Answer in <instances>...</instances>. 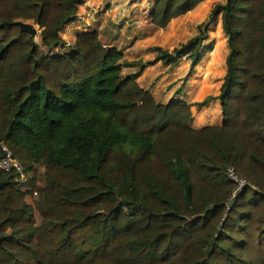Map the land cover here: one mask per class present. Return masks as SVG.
Here are the masks:
<instances>
[{"label": "trees", "instance_id": "16d2710c", "mask_svg": "<svg viewBox=\"0 0 264 264\" xmlns=\"http://www.w3.org/2000/svg\"><path fill=\"white\" fill-rule=\"evenodd\" d=\"M200 1L157 0L154 24ZM227 1L224 121L195 129L190 105L156 104L98 33L47 56L16 25H38L53 50L82 0H0V160L7 145L27 175L54 171L35 187L34 228L22 186L36 178L0 170V264H264V0ZM205 40L149 64L197 66Z\"/></svg>", "mask_w": 264, "mask_h": 264}, {"label": "rangeland", "instance_id": "374dc122", "mask_svg": "<svg viewBox=\"0 0 264 264\" xmlns=\"http://www.w3.org/2000/svg\"><path fill=\"white\" fill-rule=\"evenodd\" d=\"M157 0H82L76 18L62 31V44L47 50L41 42V29L35 43L47 56H61L76 49L79 36L98 33L100 42L109 49L119 50L125 62L136 63L133 68H124V77H133L139 86L147 91L154 102L168 106L176 102L190 105L195 129L222 125L224 113L218 99L227 74L229 54L228 37L222 30L220 7L227 0H202L188 14L172 19L165 28L154 24L152 11ZM33 24V22H30ZM205 37L203 57L197 66L190 58H182L174 64L156 60L161 48L177 57L176 51L195 38ZM34 173L26 174L22 183L36 178L35 186L24 185V192L34 191L26 196V202L34 210L38 227L40 216L35 204L40 194L35 187L44 189L47 179L54 175L43 165H34Z\"/></svg>", "mask_w": 264, "mask_h": 264}, {"label": "built area", "instance_id": "2783aa9c", "mask_svg": "<svg viewBox=\"0 0 264 264\" xmlns=\"http://www.w3.org/2000/svg\"><path fill=\"white\" fill-rule=\"evenodd\" d=\"M3 157L0 160V170L10 173L15 172L18 175L19 181H24L26 178V172L22 164L14 157L13 152L7 145L2 146ZM228 176L231 181L238 185L236 193L240 192L244 187H246V181L239 178L233 168L228 171Z\"/></svg>", "mask_w": 264, "mask_h": 264}, {"label": "water", "instance_id": "95a60500", "mask_svg": "<svg viewBox=\"0 0 264 264\" xmlns=\"http://www.w3.org/2000/svg\"><path fill=\"white\" fill-rule=\"evenodd\" d=\"M16 25L21 28L22 32L30 34L32 38H35L38 34L37 28L32 24L17 22Z\"/></svg>", "mask_w": 264, "mask_h": 264}]
</instances>
